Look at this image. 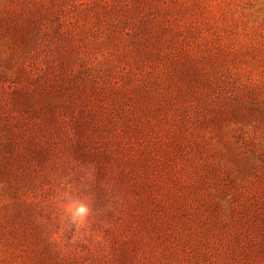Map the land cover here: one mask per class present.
Here are the masks:
<instances>
[{"label":"rangeland","instance_id":"1","mask_svg":"<svg viewBox=\"0 0 264 264\" xmlns=\"http://www.w3.org/2000/svg\"><path fill=\"white\" fill-rule=\"evenodd\" d=\"M0 264H264V0H0Z\"/></svg>","mask_w":264,"mask_h":264},{"label":"snow or ice","instance_id":"2","mask_svg":"<svg viewBox=\"0 0 264 264\" xmlns=\"http://www.w3.org/2000/svg\"><path fill=\"white\" fill-rule=\"evenodd\" d=\"M79 211H80L81 213H83V212L85 211V209H84V208H80Z\"/></svg>","mask_w":264,"mask_h":264}]
</instances>
